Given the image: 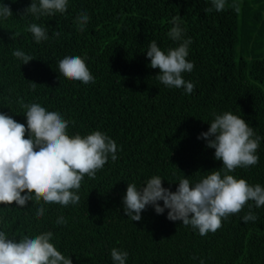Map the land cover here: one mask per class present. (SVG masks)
<instances>
[{"label": "trees", "instance_id": "1", "mask_svg": "<svg viewBox=\"0 0 264 264\" xmlns=\"http://www.w3.org/2000/svg\"><path fill=\"white\" fill-rule=\"evenodd\" d=\"M3 2L13 17L0 23V112L26 125L23 104L58 110L70 136L101 131L118 145V158L84 177L78 205L44 204L41 218L35 212L42 200L0 205V230L17 241L51 231L72 264H113L114 248L128 253L126 264H264V206L253 204L255 222H242L245 205L200 236L151 206L131 221L122 203L127 184L140 188L160 176L175 192L183 175L195 184L220 170L215 150L197 139L214 115L232 112L264 137V0H227L221 12L207 11L210 0H69L66 13L39 19L22 16L31 0ZM81 10L90 17L83 32L75 22ZM175 16L193 42L187 59L194 69L183 74L196 86L190 95L162 85L146 58L152 41L164 51L177 46L167 35ZM31 23L46 26L49 40L35 43ZM15 50L33 60L21 65ZM67 55L86 58L94 84L59 72ZM257 154L256 166L229 174L264 186V140ZM61 216L67 223L58 225Z\"/></svg>", "mask_w": 264, "mask_h": 264}, {"label": "clouds", "instance_id": "2", "mask_svg": "<svg viewBox=\"0 0 264 264\" xmlns=\"http://www.w3.org/2000/svg\"><path fill=\"white\" fill-rule=\"evenodd\" d=\"M210 2L207 11L221 12L227 0ZM68 5L69 0H31L22 16L54 17L66 13ZM11 17L10 7L0 0V23ZM89 20L87 12L81 10L75 21L79 31L86 30ZM180 20L179 16L173 17L170 20L173 27L167 33L177 46L164 51L152 41L146 58L152 69H159L155 78L162 85L169 89H183L185 95H190L196 86L186 81L183 74L194 69V62L187 59L193 42L190 37L186 38ZM28 31L37 44L50 38L43 25L31 23ZM53 35L59 37L60 33ZM12 54L21 65L33 60L22 50H15ZM85 59L67 55L58 63L59 72L70 80L94 84L95 78ZM22 107L26 109V125L0 112V205L15 204L24 208L29 201L42 200L35 212L37 218L45 215L44 204L78 205L84 177L94 178L109 158L116 161L118 145L101 131L83 137L79 134L70 136L67 131L70 121L58 110L49 111L38 103L23 104ZM209 125L197 139L204 140L207 148L215 150V159L222 161V168L207 173L195 184L183 175L175 192L162 186L164 180L160 176H152L140 188L135 183L127 184L122 200L124 215L138 222L149 206L157 215L167 210L169 221L191 226L200 236L215 233L221 228L223 219L240 213L245 205L249 212L242 217V222L246 224L258 219L251 208L253 204L256 208L264 206V186L251 185L229 173L259 163L257 150L264 137L257 135L253 127L232 112L214 115ZM56 223L61 225L67 221L61 216ZM53 237L54 234L48 231L35 236L26 235L17 241L0 230V264H72L70 257L63 255L51 242ZM111 258L113 264H126L128 253L114 248ZM200 264H205L204 260H200Z\"/></svg>", "mask_w": 264, "mask_h": 264}, {"label": "rangeland", "instance_id": "3", "mask_svg": "<svg viewBox=\"0 0 264 264\" xmlns=\"http://www.w3.org/2000/svg\"><path fill=\"white\" fill-rule=\"evenodd\" d=\"M262 34H264V33H262Z\"/></svg>", "mask_w": 264, "mask_h": 264}]
</instances>
